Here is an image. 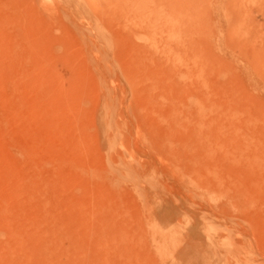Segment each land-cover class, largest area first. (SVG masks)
<instances>
[{
	"label": "rangeland",
	"instance_id": "rangeland-1",
	"mask_svg": "<svg viewBox=\"0 0 264 264\" xmlns=\"http://www.w3.org/2000/svg\"><path fill=\"white\" fill-rule=\"evenodd\" d=\"M86 1L0 0V264H264V0Z\"/></svg>",
	"mask_w": 264,
	"mask_h": 264
},
{
	"label": "bare ground",
	"instance_id": "bare-ground-1",
	"mask_svg": "<svg viewBox=\"0 0 264 264\" xmlns=\"http://www.w3.org/2000/svg\"><path fill=\"white\" fill-rule=\"evenodd\" d=\"M12 1V0H11ZM83 1V0H82ZM88 1L89 0H87L86 2L88 3ZM9 2V1H8ZM85 2V1H84ZM90 2L93 4L92 6H96V7H100L99 9H103V11L104 12H107V13H109V15H113V14H115V16L117 17V21H120L121 19L123 20L124 19V21H126V27H128L129 29H130V31L131 30H133V31H137V32H134V35H133V33H132V35L134 36V39H135V41H137V46H138V48H139V52H141L142 54H143V58H148V57H151V54H152V52H153V35H154V17H155V0H90ZM89 2V3H90ZM90 3V4H91ZM22 4V3H21ZM32 4H33V2H32ZM35 4V3H34ZM33 4V5H34ZM89 4V5H90ZM23 5V4H22ZM24 5H26V4H24ZM35 6V5H34ZM24 7V6H23ZM32 8H33V6H31ZM37 7V6H36ZM25 8V7H24ZM27 8V7H26ZM31 8V9H32ZM89 8H90V6H89ZM20 9V8H19ZM18 9V10H19ZM30 9V10H31ZM21 10V9H20ZM28 10V9H27ZM35 11H36V9H34ZM63 10V9H62ZM91 10H93L92 8H91ZM18 12V11H17ZM21 12H22V10H21ZM32 12V11H31ZM31 12H28V15H29V13H31ZM63 12V11H62ZM26 13H27V11H26ZM100 13H101V11H100ZM33 14V13H32ZM33 15H35V14H33ZM108 15V16H109ZM27 16V15H26ZM36 16V15H35ZM35 16H34V18H35ZM4 17V16H3ZM23 17V16H22ZM24 17H25V15H24ZM23 17V18H24ZM86 17V16H85ZM103 17H104V15H103ZM118 17H119V19H118ZM0 18H2V17H0ZM31 18V17H30ZM37 18V17H36ZM88 18H90V17H88ZM99 18V17H98ZM105 18V17H104ZM22 19V18H21ZM81 19H82V17H81ZM92 19H93V17H92ZM8 20H9V18H8ZM11 20V19H10ZM35 20V19H34ZM97 20V19H96ZM121 20V21H122ZM5 21V20H4ZM7 21V20H6ZM18 21V20H17ZM27 21V20H26ZM28 21H29V18H28ZM31 21H32V19H31ZM30 21V22H31ZM36 21V20H35ZM45 21V20H44ZM90 21V20H89ZM1 22V21H0ZM29 22V23H30ZM33 22V21H32ZM22 23V22H21ZM25 23V22H24ZM24 23L23 24H21V25H24ZM75 23V22H74ZM113 23V22H112ZM118 23V22H117ZM123 23V22H122ZM37 23L35 22V25H36ZM44 24V23H43ZM54 24V23H53ZM101 24V23H100ZM119 24V23H118ZM18 25V24H17ZM20 25V26H21ZM26 25V24H25ZM28 25H30L31 26V23L30 24H28ZM28 25H26V27L28 28ZM42 25V24H41ZM76 25V24H75ZM120 25H122L121 23H120ZM133 25V27H131L130 28V26H132ZM1 26V25H0ZM69 26V25H68ZM79 26V25H78ZM117 26V25H116ZM24 27V26H23ZM35 27V26H34ZM43 27H44V25H43ZM37 28H39V27H37ZM40 28H42V27H40ZM47 28V27H46ZM87 28V27H86ZM94 28V27H93ZM101 28V27H100ZM117 28V27H116ZM119 28V27H118ZM117 28V29H118ZM20 29V28H19ZM23 29H25V28H23ZM43 29V28H42ZM41 29V30H42ZM72 29H73V27H72ZM80 29V28H79ZM135 29V30H134ZM6 30V29H5ZM27 30V29H26ZM26 30H24V31H26ZM33 29H32V27H31V30H30V32L32 31ZM34 30H35V28H34ZM33 30V31H34ZM44 30V29H43ZM87 30V29H86ZM97 30V29H96ZM126 30H127V28H126ZM20 31H22V30H20ZM40 31V30H39ZM38 31V32H39ZM54 31V30H53ZM112 31V30H111ZM119 31V30H118ZM121 31V30H120ZM120 31H119V34H120ZM28 32V31H27ZM50 32H51V30H50ZM81 32V31H80ZM101 33H102V31H100ZM55 33V32H54ZM86 33V32H85ZM114 33V32H113ZM112 33V34H113ZM121 33H122V31H121ZM125 33V32H124ZM3 34H5V33H3ZM28 34V33H27ZM33 34H34V32H33ZM38 34V33H37ZM45 34V33H44ZM43 34V35H44ZM67 34V33H66ZM88 34V33H87ZM111 34V35H112ZM20 35V34H19ZM26 35V34H25ZM39 35V34H38ZM40 35H41V33H40ZM47 35V34H46ZM81 35V34H80ZM104 35V34H103ZM131 34H129V36H130ZM8 36V35H7ZM16 36V35H15ZM28 37H30V35L28 34L27 35ZM31 36H32V32H31ZM34 36H37V35H34ZM34 36H32V37H34ZM49 36V35H48ZM55 36V35H54ZM96 36V35H95ZM1 37V36H0ZM11 37V36H10ZM103 38H104V43H105V45H107L108 47H110L111 46V44H115V46H113L114 47V49L116 48V46H117V44H116V41L114 42V43H112L113 41V39L114 38H112L113 36H107L106 34L104 35V36H102ZM2 38V37H1ZM8 38V37H7ZM36 38V37H35ZM41 38V37H40ZM45 38V37H44ZM47 38V37H46ZM50 38V37H49ZM65 38V37H64ZM130 38V37H129ZM6 39V38H5ZM4 39V40H5ZM28 39H30L31 40V38H28ZM27 39V40H28ZM36 39H38V38H36ZM79 39V38H78ZM92 39V38H91ZM97 39V38H96ZM99 39H100V37H99ZM99 39H98V41H99ZM14 40V39H13ZM26 40V41H27ZM47 40V39H46ZM50 40V39H49ZM48 40V41H49ZM6 41V40H5ZM32 41V40H31ZM36 41V40H35ZM56 41V40H55ZM79 41V40H78ZM90 41V40H89ZM103 41V40H102ZM17 42V41H16ZM39 42V41H38ZM45 42V41H44ZM69 42V41H68ZM91 43H93L92 41H90ZM129 42H130V45H131V40H129ZM32 43H33V41H32ZM50 43V42H49ZM87 43V42H86ZM119 43V42H118ZM27 44H29V43H27ZM34 44V43H33ZM40 44H42V42L40 43ZM94 44V43H93ZM2 45H4V44H2ZM85 45V44H84ZM97 45V44H96ZM119 45V44H118ZM8 46V45H7ZM27 46V45H26ZM29 46H30V44H29ZM37 46V45H36ZM49 47H50V45H48ZM86 46V45H85ZM33 47H34V45H33ZM99 47V46H98ZM124 47V46H123ZM133 47H134V45H133ZM136 47V46H135ZM6 48V47H5ZM10 48V47H9ZM12 48V47H11ZM10 48V49H11ZM32 48V47H31ZM85 48V47H84ZM112 48V47H111ZM117 48H118V46H117ZM7 49V48H6ZM5 49V50H6ZM29 49V48H28ZM39 49H41V48H39ZM38 49V50H39ZM76 49V48H75ZM75 49H73V50H75ZM23 50V49H22ZM34 50V49H33ZM4 51V50H3ZM44 51V50H43ZM86 51V50H85ZM90 51V50H89ZM105 51V50H104ZM114 51V50H113ZM12 52V51H11ZM17 52V51H16ZM32 52H34V51H32ZM68 52V51H67ZM110 52V51H109ZM138 52V53H139ZM5 53V52H4ZM29 53V52H28ZM31 53V52H30ZM43 53V52H42ZM111 53V52H110ZM6 54H7V51H6ZM19 54V53H18ZM34 53H32V55H33ZM9 55V54H8ZM7 55V57L9 58V56ZM43 55V54H42ZM49 55L51 56V54H50V52H49ZM83 55V54H82ZM111 55V54H110ZM140 55V54H139ZM138 55V56H139ZM154 55V54H153ZM25 56H27V55H25ZM24 56V57H25ZM30 56H31V54H30ZM105 56V55H104ZM103 56V57H104ZM112 56V55H111ZM2 57V56H1ZM20 57V56H19ZM24 57H22V59L24 58ZM28 57H29V55H28ZM28 57H25V58H28ZM33 57V56H32ZM41 57V56H40ZM44 57V56H43ZM69 57V56H68ZM87 57V56H86ZM98 57V56H97ZM153 57V56H152ZM51 57H49L48 59H50ZM89 58H90V56H89ZM93 58V57H92ZM96 57H94V59H95ZM99 58H100V56H99ZM98 58V59H99ZM113 58V57H112ZM13 59V58H12ZM11 59V60H12ZM15 59V58H14ZM29 59V58H28ZM41 59V58H40ZM91 59V58H90ZM133 59V58H132ZM138 59V58H137ZM24 61H25V59H23ZM33 60V58L31 59V60H29L30 62ZM35 60V59H34ZM42 60V59H41ZM46 60V59H45ZM100 60V59H99ZM147 60H149V59H147ZM15 61V60H14ZM18 61H19V59H18ZM108 61V60H107ZM138 61H140V60H138ZM9 62H10V60H9ZM13 62V61H12ZM22 62V61H21ZM21 62H20V64H21ZM26 62V61H25ZM93 62V61H92ZM152 62V61H151ZM3 63H4V61H3ZM24 63V62H23ZM33 63V62H32ZM43 63V62H42ZM86 63V62H85ZM98 63V62H97ZM107 63V62H106ZM34 64H36V63H34ZM34 64L32 65L31 64V67L33 68L34 67ZM93 64H95V63H93ZM11 65H14V64H11ZM10 65V66H11ZM29 65H30V63H29ZM37 65V64H36ZM21 66V65H20ZM23 66V65H22ZM39 66V65H38ZM116 66V65H115ZM1 67V66H0ZM22 68V67H21ZM24 68V67H23ZM23 68H22V70H23ZM2 69V68H1ZM11 69V68H10ZM27 71V70H26ZM30 71V70H29ZM22 72V71H21ZM2 73H3V71H2ZM17 74H18V72H16ZM24 73V72H23ZM39 73H40V71H39ZM21 74V73H20ZM19 74V76H21ZM33 74V73H32ZM32 74L30 75V76H32ZM36 74H37V72H36ZM1 75V74H0ZM11 75V74H10ZM28 75V74H27ZM42 76V75H41ZM2 77V76H1ZM0 77V78H1ZM14 77V76H13ZM18 77V76H17ZM22 77V76H21ZM28 77V76H27ZM38 77V76H37ZM5 78V77H4ZM19 78V77H18ZM24 78H25V76H24ZM32 78V77H31ZM29 79H30V77H29ZM35 79H36V76H35ZM34 79V80H35Z\"/></svg>",
	"mask_w": 264,
	"mask_h": 264
}]
</instances>
